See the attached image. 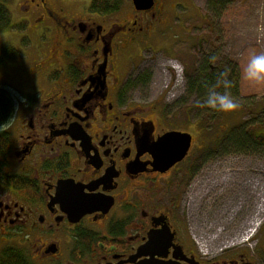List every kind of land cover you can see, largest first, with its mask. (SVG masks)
<instances>
[{"label":"flooded vegetation","instance_id":"flooded-vegetation-1","mask_svg":"<svg viewBox=\"0 0 264 264\" xmlns=\"http://www.w3.org/2000/svg\"><path fill=\"white\" fill-rule=\"evenodd\" d=\"M95 1L9 2L46 43L23 68L26 84L12 91L3 129L11 144L0 174V255L17 249L32 264H264L261 236L254 248L206 244L203 253L191 235L208 115L193 120L141 99L151 79L139 72L143 53L164 43L173 11H189L191 0L139 10L133 0H107L106 10ZM173 132L190 134V149L169 167L157 164Z\"/></svg>","mask_w":264,"mask_h":264},{"label":"rangeland","instance_id":"rangeland-1","mask_svg":"<svg viewBox=\"0 0 264 264\" xmlns=\"http://www.w3.org/2000/svg\"><path fill=\"white\" fill-rule=\"evenodd\" d=\"M191 2L192 8L187 2L189 11L183 6L173 11L176 19L164 43L155 42L154 50L143 53L139 72H149L151 79L140 89L141 99L143 103L160 101L170 114L195 115L193 120L196 115H208V159L203 178L194 181L188 206V225L199 248L248 242L254 248L257 241L247 239L256 227L254 222L261 223L256 239L261 236L264 241V145L241 150L223 138L233 127L235 132L256 134L264 123V82H251L242 75L249 57L264 52V0ZM10 4L13 24L9 31H0V43L9 42L0 56V87L19 93L26 84L23 68L46 41L35 34L34 23H22ZM173 63L178 66L174 68ZM203 63L208 64L206 70L214 75L221 91H225L224 80L232 81L235 71L240 74L238 91L231 84L227 88L239 102L238 109L221 112L202 107L199 96L189 91V81L201 74ZM243 238L247 240L240 242ZM236 239L239 242H233Z\"/></svg>","mask_w":264,"mask_h":264},{"label":"trees","instance_id":"trees-1","mask_svg":"<svg viewBox=\"0 0 264 264\" xmlns=\"http://www.w3.org/2000/svg\"><path fill=\"white\" fill-rule=\"evenodd\" d=\"M11 0H0V30H5L11 25L12 14L8 8V4ZM94 7L99 10H106L107 0H99L94 2ZM12 51L9 52V56ZM202 66L201 74H197L194 81H189V91L196 93L199 99L203 100L206 97V93L213 85L217 86V90L221 91L220 84L212 73H208L206 69L209 68L208 64ZM207 67V68H205ZM146 72V71H145ZM145 76H151L149 72L144 73ZM239 73L235 71L234 78L231 81V88L235 92L238 91L239 86ZM149 79L146 82H149ZM15 98L12 91L7 88L0 87V174L2 173L3 166L7 163V155L11 144L10 136L7 132L3 131L12 119L15 111ZM264 113V109H263ZM260 130L256 134H252V131H237L234 130L236 127L231 128L230 131L225 135L224 142L231 144V147H237L238 149L244 150L250 149H261L264 145V123L259 124ZM262 130V131H261ZM0 264H32L30 260L24 254L17 250L7 248L0 255Z\"/></svg>","mask_w":264,"mask_h":264},{"label":"clouds","instance_id":"clouds-1","mask_svg":"<svg viewBox=\"0 0 264 264\" xmlns=\"http://www.w3.org/2000/svg\"><path fill=\"white\" fill-rule=\"evenodd\" d=\"M213 61L215 57L211 58ZM222 76L225 74H221ZM243 78L256 83L264 82V52L251 55L243 68ZM220 78L218 77V80ZM225 91H218L213 85L206 93V97L201 100L200 105L216 109L221 112H231L240 107L236 98L227 90L231 81L224 80Z\"/></svg>","mask_w":264,"mask_h":264},{"label":"water","instance_id":"water-1","mask_svg":"<svg viewBox=\"0 0 264 264\" xmlns=\"http://www.w3.org/2000/svg\"><path fill=\"white\" fill-rule=\"evenodd\" d=\"M135 7L139 10L143 8L144 4H150L151 0H133ZM160 148L166 151L164 157L157 156L156 163L163 164L169 167L181 160L188 152L192 142V136L190 134H184L179 132H173L167 134L160 141ZM165 143L167 146H164Z\"/></svg>","mask_w":264,"mask_h":264},{"label":"bare ground","instance_id":"bare-ground-1","mask_svg":"<svg viewBox=\"0 0 264 264\" xmlns=\"http://www.w3.org/2000/svg\"><path fill=\"white\" fill-rule=\"evenodd\" d=\"M255 221H256V220H255ZM255 224H256V222H254V224H253V225H255ZM253 225H252V226H253Z\"/></svg>","mask_w":264,"mask_h":264}]
</instances>
